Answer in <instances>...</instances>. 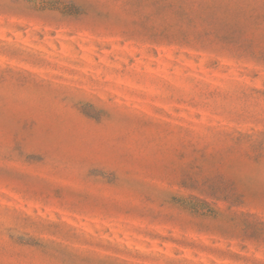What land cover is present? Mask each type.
I'll return each mask as SVG.
<instances>
[{
	"label": "rangeland",
	"instance_id": "obj_1",
	"mask_svg": "<svg viewBox=\"0 0 264 264\" xmlns=\"http://www.w3.org/2000/svg\"><path fill=\"white\" fill-rule=\"evenodd\" d=\"M0 264H264V0H0Z\"/></svg>",
	"mask_w": 264,
	"mask_h": 264
}]
</instances>
